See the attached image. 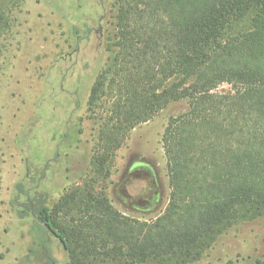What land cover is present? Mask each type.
<instances>
[{"label":"trees","instance_id":"1","mask_svg":"<svg viewBox=\"0 0 264 264\" xmlns=\"http://www.w3.org/2000/svg\"><path fill=\"white\" fill-rule=\"evenodd\" d=\"M22 2L0 0V43ZM114 8L111 55L88 98L91 113L108 102L98 151L82 184L53 207L43 193L26 197L17 214L31 218L32 242L19 264L53 263L52 245L66 264H190L236 222L264 215V0H114ZM181 103L161 137L167 206L150 221L117 212L93 176L132 129Z\"/></svg>","mask_w":264,"mask_h":264},{"label":"rangeland","instance_id":"2","mask_svg":"<svg viewBox=\"0 0 264 264\" xmlns=\"http://www.w3.org/2000/svg\"><path fill=\"white\" fill-rule=\"evenodd\" d=\"M114 13V0H23L11 13L14 26L0 43V264H19L31 247L32 220L17 214L26 197L43 193L53 207L82 184L98 151L108 102L102 97L91 113L88 98L111 55ZM248 26L245 19L235 29ZM185 109V103L171 105L136 126L93 176L114 210L140 221L164 211L169 187L161 137L168 118ZM56 247L51 264H66ZM258 261H264V215L236 222L190 264Z\"/></svg>","mask_w":264,"mask_h":264}]
</instances>
